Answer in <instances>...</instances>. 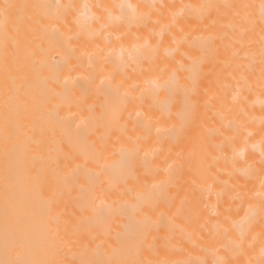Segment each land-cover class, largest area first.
I'll use <instances>...</instances> for the list:
<instances>
[{"label": "bare ground", "instance_id": "bare-ground-1", "mask_svg": "<svg viewBox=\"0 0 264 264\" xmlns=\"http://www.w3.org/2000/svg\"><path fill=\"white\" fill-rule=\"evenodd\" d=\"M7 2L0 260L264 264L261 0Z\"/></svg>", "mask_w": 264, "mask_h": 264}, {"label": "snow or ice", "instance_id": "snow-or-ice-1", "mask_svg": "<svg viewBox=\"0 0 264 264\" xmlns=\"http://www.w3.org/2000/svg\"><path fill=\"white\" fill-rule=\"evenodd\" d=\"M21 7H42L39 5H16V4H12L7 2V0H4V2L0 3V21H2L3 23V27H4V44H5V48L8 47L9 45V41H10V29H9V24L12 21V15H13V11L15 9L21 8ZM59 7V6H57ZM115 7H119L121 9V15L118 19L121 20H134L135 16L134 15H130L129 13V9L132 10V12H135L136 7L138 6H134V5H116ZM226 7H233V8H243V9H248L253 7L252 5H228ZM260 7V18H261V24L264 25V0H261V3L259 5ZM249 21H251V18L249 17ZM262 32H264V27H262ZM127 99V96L125 97V100ZM10 139V137L8 138ZM14 244H20L22 243V241L20 240V238L17 236L13 239L12 241ZM9 243V237L6 234L5 235V245L7 247ZM0 264H57V262L54 261H45V260H34V261H24V260H0ZM223 264H227V262H223Z\"/></svg>", "mask_w": 264, "mask_h": 264}]
</instances>
